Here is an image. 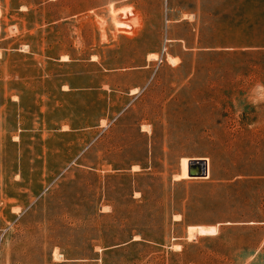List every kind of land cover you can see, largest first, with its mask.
I'll return each instance as SVG.
<instances>
[{"label": "rangeland", "instance_id": "rangeland-1", "mask_svg": "<svg viewBox=\"0 0 264 264\" xmlns=\"http://www.w3.org/2000/svg\"><path fill=\"white\" fill-rule=\"evenodd\" d=\"M0 264H264V0H0Z\"/></svg>", "mask_w": 264, "mask_h": 264}, {"label": "bare ground", "instance_id": "bare-ground-1", "mask_svg": "<svg viewBox=\"0 0 264 264\" xmlns=\"http://www.w3.org/2000/svg\"><path fill=\"white\" fill-rule=\"evenodd\" d=\"M151 57L155 58L156 55L152 54ZM201 158H204V157H198V158H193L189 160L188 174L190 177L195 178V177H202V176L208 175V160L201 159ZM204 165L207 167V170L205 173H204Z\"/></svg>", "mask_w": 264, "mask_h": 264}, {"label": "water", "instance_id": "water-1", "mask_svg": "<svg viewBox=\"0 0 264 264\" xmlns=\"http://www.w3.org/2000/svg\"><path fill=\"white\" fill-rule=\"evenodd\" d=\"M204 163V162H203ZM206 170H207V167L204 165V173L206 172Z\"/></svg>", "mask_w": 264, "mask_h": 264}, {"label": "built area", "instance_id": "built-area-1", "mask_svg": "<svg viewBox=\"0 0 264 264\" xmlns=\"http://www.w3.org/2000/svg\"><path fill=\"white\" fill-rule=\"evenodd\" d=\"M166 50V48L164 49V51Z\"/></svg>", "mask_w": 264, "mask_h": 264}]
</instances>
